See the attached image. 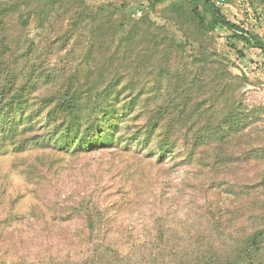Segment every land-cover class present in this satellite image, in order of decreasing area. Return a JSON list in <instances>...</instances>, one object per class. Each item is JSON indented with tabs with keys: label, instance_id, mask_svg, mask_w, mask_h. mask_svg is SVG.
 <instances>
[{
	"label": "rangeland",
	"instance_id": "1",
	"mask_svg": "<svg viewBox=\"0 0 264 264\" xmlns=\"http://www.w3.org/2000/svg\"><path fill=\"white\" fill-rule=\"evenodd\" d=\"M9 1L0 0V11ZM195 7L206 14L191 0H65L43 22L21 19L18 11L3 15L1 234L31 233L24 241L33 250L42 235L45 246L60 248L86 225L59 217L85 202L119 208L124 228H140L153 211L175 223L185 219L189 200L171 207L157 180L154 193L162 200L150 205L155 172L149 166L172 173L166 196H179L185 172L196 185L192 165L158 156L163 140L186 152L183 136L199 132L217 129L224 146L233 139L235 152L222 159V189L235 182L240 207L248 203L240 201V184L264 186V55L227 41L228 32L210 18L202 27ZM38 9L31 3L26 10ZM220 11L264 42V0H227ZM83 136L91 147H77ZM119 199L124 204L116 207ZM211 199L232 201L225 194ZM263 211L264 205L253 212Z\"/></svg>",
	"mask_w": 264,
	"mask_h": 264
},
{
	"label": "trees",
	"instance_id": "2",
	"mask_svg": "<svg viewBox=\"0 0 264 264\" xmlns=\"http://www.w3.org/2000/svg\"><path fill=\"white\" fill-rule=\"evenodd\" d=\"M64 1L10 0L3 4L0 11V26L3 15L14 11H18L20 18L26 21L32 17L40 22L47 21L51 15L57 16ZM191 1L204 5L206 14L203 15H200L195 7L202 27L208 28L210 22L207 18H210L228 32L227 41L242 43L264 55V42L261 38L249 34L227 20L221 13V8L215 6L214 0ZM31 3L39 5L38 11L26 10ZM75 15L76 19H81L80 12ZM69 107H73V102H69ZM94 120H97L96 116ZM196 122L193 125H196ZM74 135H77L76 132ZM151 135V132L147 133V137L158 139V136ZM135 139L138 144H146L149 141L146 138ZM89 141L90 136H83L77 147H91ZM163 142L167 144L160 148L161 155L158 158H172L175 164L180 158L185 167L192 165L195 170L194 179L198 183L193 185L192 181L186 179L190 172H185V179L178 186L181 190L176 193L179 196H166L167 189L173 186L169 179L173 175L165 171L164 167L162 170V166L151 165L150 173L155 172L151 179L155 184V187L151 188L152 193L155 196L154 180H157L164 201L171 207L179 209L180 201L188 199L190 215L183 216L185 219L175 223L172 220H164V217H157L156 211H153L149 221L140 228H124L119 208L115 211L109 205L102 206L93 202L90 206L85 202L71 208L69 216L59 217L60 221H73L74 218L86 225L85 232L80 235L62 239L60 248H48V243L46 246L43 243V236L37 235V242L34 243L36 248L33 250V245L29 246L30 243L24 241L30 239L31 233H20L18 238L10 232L0 233V264H264V211L258 217H255L253 212L264 205L262 182L253 180L239 185L240 193L245 197L240 198V201L248 200L247 205L242 207L233 201L239 198L237 192H232L235 182L230 183V190L222 189V159L231 154L230 152H235L233 139L224 146L217 129L214 132L186 135L183 136L186 152L178 149L175 142L169 138ZM222 194L232 197V201L226 203L224 200L220 202L211 199L214 195ZM160 200L162 198L155 196L150 205L156 207ZM123 204L124 201L119 199L113 205L119 207ZM78 208L83 212H77ZM113 222L116 225L111 227ZM244 225L253 226L246 229ZM232 229L235 231H232L231 236L224 235ZM12 240H18V244H14Z\"/></svg>",
	"mask_w": 264,
	"mask_h": 264
},
{
	"label": "built area",
	"instance_id": "3",
	"mask_svg": "<svg viewBox=\"0 0 264 264\" xmlns=\"http://www.w3.org/2000/svg\"><path fill=\"white\" fill-rule=\"evenodd\" d=\"M226 2H227V0H214V4H215V6L218 7V8H223V7H225V6H226ZM136 16H137V17H140V16H141V12L138 11V12L136 13Z\"/></svg>",
	"mask_w": 264,
	"mask_h": 264
}]
</instances>
